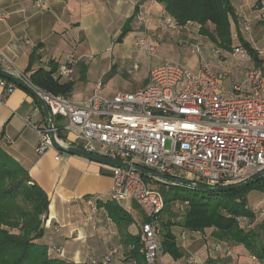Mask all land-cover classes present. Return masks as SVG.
Wrapping results in <instances>:
<instances>
[{
  "label": "crops",
  "instance_id": "crops-1",
  "mask_svg": "<svg viewBox=\"0 0 264 264\" xmlns=\"http://www.w3.org/2000/svg\"><path fill=\"white\" fill-rule=\"evenodd\" d=\"M36 2L43 8L37 9ZM256 5L252 8L264 10V3L263 8ZM139 11L146 15L145 28L135 19ZM0 15V51L21 72L27 71L33 53L41 57L39 66L44 67L50 62L60 65L71 55L76 57V84L70 97L76 102L95 92L82 90L79 83L83 80L82 73L85 71L87 78L92 70H99L102 78L106 77L114 70L115 54L117 59L133 56L131 47L137 39L146 36L156 41L164 62H174L166 60L174 55L193 62L195 50L186 46L200 38L194 26L172 29L164 25V7L154 0H0ZM257 19L252 18L254 28ZM142 28L147 32H141ZM191 47L194 49L195 45ZM200 57L196 59L198 67ZM204 57L213 58L207 51ZM140 58L137 56L136 61ZM152 68L148 66L132 78L137 87L147 85ZM132 69H138L137 64ZM57 125L64 127L66 120L61 119ZM48 127L43 109L33 95L20 87L11 93L0 89V143L49 198L46 243L62 249L65 259L75 264H91L105 257H111L108 264H133L132 237H140L141 226L149 218L133 200H112L114 179L107 174L108 165L55 147L39 154L37 129ZM61 135L60 141L74 145L73 137L64 129ZM257 194V203L254 207L249 205L251 209L264 207V193ZM174 233L184 256L174 260L161 252L160 264H187L191 255H196L201 264H261L243 246L226 245L231 257L216 252L215 244L219 241L211 232L182 236V231L174 228Z\"/></svg>",
  "mask_w": 264,
  "mask_h": 264
},
{
  "label": "built area",
  "instance_id": "built-area-1",
  "mask_svg": "<svg viewBox=\"0 0 264 264\" xmlns=\"http://www.w3.org/2000/svg\"><path fill=\"white\" fill-rule=\"evenodd\" d=\"M35 6L39 10L43 8L40 2ZM136 20L146 27L144 12L139 11ZM163 23L172 29L194 25L189 22L182 27L167 17ZM135 45L152 56L159 48L156 41L146 36L137 39ZM195 52L202 58L196 72L178 62H164L152 68L144 88L106 96L101 93L103 85L99 84L81 102L37 89L2 51L0 70L32 87L46 103L53 119L66 120L64 130L73 137L74 147L209 187L245 182L264 172V67L250 69L242 84L229 89L224 74L212 67L202 49L196 47ZM212 52L218 57L222 50L214 47ZM237 52L250 57L244 48ZM77 65L76 57L69 56L59 65L55 77L71 78ZM17 88L14 82L0 77V89L6 93ZM37 131L40 135L37 152L43 154L53 149L49 127ZM106 169L114 179L112 200H133L150 219L140 229L142 253L145 264H160L162 241L158 219L165 204L157 180L145 179L133 169L113 166ZM259 211V216L264 217V209ZM238 222L245 225L248 219L239 217ZM215 251L227 257L232 255L223 242L215 244ZM55 252L64 257L62 249L56 248ZM108 262L105 259L102 264ZM187 264L201 263L196 255H191Z\"/></svg>",
  "mask_w": 264,
  "mask_h": 264
},
{
  "label": "trees",
  "instance_id": "trees-1",
  "mask_svg": "<svg viewBox=\"0 0 264 264\" xmlns=\"http://www.w3.org/2000/svg\"><path fill=\"white\" fill-rule=\"evenodd\" d=\"M154 1L164 7L165 17L182 27L189 22L193 23L198 36L208 39L224 51H231L233 20L240 45L248 52L256 68L264 67L259 53L242 34L240 15L231 0ZM263 3L264 0H258L256 7ZM126 33L124 31L123 35ZM41 60L36 53L32 54L25 72L30 83L46 94L70 98L76 84L75 73L69 79L56 78L59 65L50 62L45 67L39 66ZM82 78L85 79V71ZM233 85L227 86L232 89ZM60 121L61 118H54L56 135L59 140H63L61 131L64 127L57 125ZM156 184L160 186L157 189L165 204L163 213L168 215L165 220L162 219V213L158 219L163 254H169L174 260L184 256L174 233V228H179L181 235L188 232H211L215 240L226 245L243 246L251 256L264 264V217L259 216V210L264 207L251 209L247 199L252 191L264 193V178L253 186L222 194L195 191L159 181ZM178 204H181V211L176 213L175 207ZM49 205L46 192L0 143V264H75L60 257L55 252L57 247L46 243L45 219ZM239 217L248 219V224H240ZM132 239V256L135 259L133 264H145L140 237ZM105 259L110 260L111 257L91 264H102Z\"/></svg>",
  "mask_w": 264,
  "mask_h": 264
},
{
  "label": "rangeland",
  "instance_id": "rangeland-1",
  "mask_svg": "<svg viewBox=\"0 0 264 264\" xmlns=\"http://www.w3.org/2000/svg\"><path fill=\"white\" fill-rule=\"evenodd\" d=\"M234 7L237 9L238 14L240 15V26L241 31L244 38L251 43L252 47H254L257 52L259 53L260 57L264 61V10L254 9L252 8L255 3L257 4L258 0H231ZM259 8H263V6H259ZM258 17L256 28L252 27L253 17ZM232 25V36H233V44L231 47V51H224L223 48L222 53L220 56L216 57L213 55L212 49L217 47L214 43H211L208 39L204 37H200L198 42L189 43L186 48L195 50L196 47L202 49L203 55L208 52L209 56L213 58L208 59L211 62L212 67L224 74L225 76V85H233V84H242L247 77V73L250 69L255 68V64L252 61L251 57L245 58L240 53L237 52L238 49L243 48L237 38V31L235 28V23L231 20ZM147 29V28H146ZM143 31L146 33L147 31L142 28ZM191 44H194V49L191 47ZM206 49V50H205ZM133 56L130 59L121 58L117 59V55L115 54L114 59V70L110 74L106 75V77L101 76L100 71L97 70L95 72L92 70L91 75L85 78L82 81H79L80 86L84 92H92L96 90L98 84H102V94L106 96H113L122 91H136L140 89V87L136 86V83L132 81V78H135L138 74L142 73L143 71L148 68V66H158L165 61V59L161 60L159 50L154 56L148 54L145 50L136 48L135 45L131 47ZM204 50V52H203ZM141 56L139 61H136V57ZM200 55L197 52H193V62H187V60H183L180 57L173 56L171 59L174 62L181 63L182 65L189 68L191 71H198L199 67L197 66L196 59L199 60ZM197 60V61H198ZM137 64L138 69L135 71L132 69L133 65ZM264 65V62H263ZM123 72L125 73L124 75ZM131 77V79H128ZM140 80H138L137 83ZM133 88V89H132ZM157 188H160L158 184H156ZM260 192V191H257ZM256 191H252L248 194V204L253 205V207L257 203V194ZM255 193V194H254ZM181 204L175 207V212L181 211ZM168 215L163 213L162 219H167ZM189 234V232H188Z\"/></svg>",
  "mask_w": 264,
  "mask_h": 264
},
{
  "label": "water",
  "instance_id": "water-1",
  "mask_svg": "<svg viewBox=\"0 0 264 264\" xmlns=\"http://www.w3.org/2000/svg\"><path fill=\"white\" fill-rule=\"evenodd\" d=\"M0 77H3L9 81L14 82L15 84H17L18 87L26 90L27 92H29L31 95H33L37 99L38 103L43 109L44 116L49 123V129L51 131V139L54 144V147L61 152H65V153H68L74 156H78V157H81V158H84V159H87V160H90V161H93L99 164H103V165L124 168V169H133L135 172L140 173L141 175L145 176L148 179H155L165 184H172L175 186H179V187H183V188H187V189H191L195 191H203V192H210V193H216V194L238 191V190L253 186L264 178V172H262L252 177L251 179L245 182L239 183V184L221 186V187H209V186H206L200 183H192L188 180L172 179L164 175H160L155 172H152L149 169H146L144 167L131 166L129 164H126L120 161L112 160V159H109V158H106V157H103L97 154L86 152L74 146L65 145L62 142H60V140L58 139L56 135L54 119L50 115V111L46 103L41 98V96L27 83H25L23 80H21L20 78L12 74H9L7 72L0 70Z\"/></svg>",
  "mask_w": 264,
  "mask_h": 264
}]
</instances>
